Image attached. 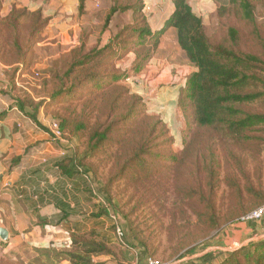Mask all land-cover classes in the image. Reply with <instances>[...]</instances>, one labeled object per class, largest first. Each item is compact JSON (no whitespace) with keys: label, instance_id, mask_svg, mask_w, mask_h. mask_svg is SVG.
Listing matches in <instances>:
<instances>
[{"label":"trees","instance_id":"trees-1","mask_svg":"<svg viewBox=\"0 0 264 264\" xmlns=\"http://www.w3.org/2000/svg\"><path fill=\"white\" fill-rule=\"evenodd\" d=\"M226 1V5L218 7L217 18L232 16L245 25L255 51L245 52L240 48L243 35L233 26L227 27L224 39L212 42L205 33L202 19L194 14L189 0H171L174 10L164 26L157 31H151L147 24L142 0H111L112 6L105 17L102 31L107 30L116 13L131 12V22L110 35L106 44L101 47L88 48L85 40L81 39L65 55L61 68L50 70V78L42 82L40 93L36 96L37 102L27 94L15 99L14 106L20 111L25 108L31 110L29 117L34 121L35 113L42 107L47 115L58 121L64 139L79 141L84 137L86 145L81 159L73 154L68 163L75 167L77 173L86 175L92 172L91 167L85 164L86 159L94 158L113 143L120 144L119 126L124 124L121 135L124 132L127 135L132 132L131 125L140 116L137 109L140 105L139 97L131 94L120 82L141 73L152 60L163 32L169 27L175 29L178 47L196 69L187 76L178 105L188 126L194 125L196 129L179 158L174 154L167 157L163 153L152 152L149 135L144 142L136 143L134 151H125L123 161L120 164L115 162L117 173L101 186L99 192L103 196L98 200L100 209L94 215H105L112 222L118 216L124 218L126 228L124 225L123 237L118 240L124 248L138 250V246L144 247L141 258L154 259L140 234L132 229L128 215L121 212L120 202L113 200L110 194L113 184L124 180L134 184L135 193L138 186L153 192L154 187L152 182L148 183V179L161 178L173 166H165L159 162L152 164L151 159H169L173 161L175 168L188 164L186 167H190L194 174L205 175V189L200 190L188 181L180 185L181 179L177 176V171H171L174 173L173 178L175 177V188L170 183L166 184L165 190L172 187L177 195L176 201L180 204L195 203L192 211L199 223L206 230H218L221 225L214 214L215 206L212 202L218 182L216 171L212 167L213 154L207 153L208 159L197 157L194 154L195 147L202 148L198 144L202 143V137L208 133L215 135L221 144L230 143L235 149L243 146L250 152L258 150L264 141V111L252 109L264 103V33L254 16L257 0ZM24 16L29 17L28 23L24 22ZM46 23L41 19L40 12L11 11L0 17V62L12 68V80L17 74L20 76L29 70L25 68L26 61ZM130 54L134 56L132 71L129 74L119 71L116 64ZM49 110L51 111L48 112ZM90 118L94 119L93 123H90ZM152 118L156 119L155 124L162 123L156 116ZM152 129L151 134L155 130L154 127ZM182 134L184 136L185 131ZM191 157L200 158V164L192 161ZM195 178L196 176L193 177L194 181ZM199 182L201 183L200 180ZM228 187L240 202L242 198L238 181L230 180ZM246 190L248 195L264 194L255 192L250 182ZM255 202L257 204L254 209L244 213L242 211L236 222L250 212L264 207V198L256 199ZM155 204L159 205L157 201ZM161 210L163 208L159 207V212ZM115 227L114 223V233ZM0 244L5 245V242L0 241ZM184 248L181 247L178 253ZM39 252L46 258L47 264H100L94 262L93 258L114 254L93 231L71 235L69 244L58 250L40 249ZM217 264H264V238L233 250Z\"/></svg>","mask_w":264,"mask_h":264},{"label":"crops","instance_id":"crops-1","mask_svg":"<svg viewBox=\"0 0 264 264\" xmlns=\"http://www.w3.org/2000/svg\"><path fill=\"white\" fill-rule=\"evenodd\" d=\"M147 3L152 6L163 3L164 9H154L149 15ZM143 4L151 31L160 30L174 10L171 0H144ZM111 6V0H0V17L11 11L40 12L41 19L47 21L26 61L28 71L12 80V68L0 62V229L8 233L6 245L58 250L69 244L71 235L93 231L114 253L96 256L94 262L145 264L137 249L122 247L112 228L114 222L105 215L94 216L100 209V197L87 174L80 175L68 163L76 154L75 141L52 139L49 126L53 119L42 107L35 113L34 121L29 117L31 110L20 111L14 106L20 96L15 89L19 88L20 81L29 82L30 72L32 76L49 79L50 75L45 74L48 64L66 55L81 39L88 48L106 44L112 24L106 31L102 27ZM123 14H128L129 19L132 17L131 12ZM47 50L50 53L46 54ZM146 69V74L150 72L146 87H159L157 98L160 100H157L161 103L154 110L161 107L158 113L177 141L181 137L182 116L177 113L175 101L181 81L196 69L178 47L174 28H167L160 36L158 48ZM146 87L135 89L145 95ZM38 88L34 90L37 92ZM23 91L34 102L38 101L36 93L34 96L27 88ZM262 238L264 217L238 223L176 264H217L233 250Z\"/></svg>","mask_w":264,"mask_h":264},{"label":"rangeland","instance_id":"rangeland-1","mask_svg":"<svg viewBox=\"0 0 264 264\" xmlns=\"http://www.w3.org/2000/svg\"><path fill=\"white\" fill-rule=\"evenodd\" d=\"M142 2H144V0H142ZM189 4L194 14L202 19L205 33L212 42L217 43L224 39L226 37L227 27L233 26L243 35L241 36L240 48L245 52L255 51V47L250 43V37L247 35V28L245 25L232 16H227L222 19L217 18L216 11L219 6L227 4L226 0H189ZM147 5L148 3L145 4V7H148V9L150 8L148 10L149 15L154 12V9H164L163 3L156 6ZM121 14H118L112 19V32L110 35H114L121 28L130 23L128 20H132V17L131 19L127 17L128 14ZM254 16L258 27L264 33V0L256 1ZM28 18V16H24V22L28 23ZM91 43V46L94 45L92 40ZM47 53L50 52L47 50L46 54ZM130 56L133 57L134 60V56L130 54L116 64L119 71L128 74L132 71L133 60L130 61ZM65 59L66 57L64 54L52 59L51 64H48L49 67L45 71V74L50 75V70L53 68H61ZM146 68L147 66L141 73L131 75L123 82H120L131 94L140 99V105L137 106L138 111H140V116L131 125L132 132L127 135L124 132L122 136L121 133L124 131V124H121L119 126L120 132L118 137L120 144L118 143L116 145L113 143V145L104 149L94 158H88L85 161V164L92 169V172L88 173L87 176L91 179V185L93 189H96V193L100 198H102L103 195L97 191H100L101 186L106 184L108 180L117 173L115 162L120 164L124 159L125 151L128 153L134 151L133 148L137 142H144V139L146 140L149 135V146H151L152 152L163 153L167 157L170 154H174L179 158L180 154L186 149L187 142L190 140L193 130L196 129L194 125H191V127L188 126L189 124H187L186 119L181 114L182 111L178 105L179 95L187 77L181 81L182 85L180 92L175 101L177 113L180 117L182 116V124H180L182 128L181 137L176 141L168 125L164 122L160 113H158L161 107L154 110L157 103H161L159 102L160 99L157 98L159 96V87L155 89L146 87L148 75L150 73L148 72V74H146ZM29 78V82L20 81L18 83L19 88L15 87V91H18V94L23 95V88H27L34 96L35 93L38 95L40 90L36 92L34 87L38 86V89H40L42 82L47 80V78H42L41 75H39V77L35 75L32 76L31 72L29 73ZM135 87L141 89L146 87L145 95L139 92L138 89H135ZM51 88L48 89L49 92ZM252 109L255 111H264V103L254 106ZM50 111L51 110L48 112ZM153 116L160 119L162 123L155 124L156 119L152 118ZM89 120L91 121L90 123L94 122L93 118ZM153 127L155 130L151 134ZM164 131H166V133H164ZM184 131L185 135L183 136L182 133ZM73 140L75 141L73 148L75 149L77 158L81 159L82 153H84L85 150V139L82 137L79 141L76 139ZM168 140H170V142H168ZM201 142L202 143L198 145L202 148L199 149L196 146L194 154L197 157L201 158L202 156L208 159L206 154L212 153V160L215 163H212V167L216 171L218 182L212 202L214 204L213 206H215L214 214L221 225L218 230H206L205 227L199 223L197 216L192 211V209L195 208V203L189 202V204H180L179 201H176L177 195L172 187L165 190L166 184L170 183L174 185L175 188V177L173 178L174 173L172 174L171 171H177V176L181 179L180 185H184L188 181L189 183H193V186L198 187L200 190L205 189L203 185L205 183V175L203 173H200V175L194 174L190 167H186L188 164L182 168H175L173 161L169 159H151L150 162L152 164L159 162L165 166H173L171 171L163 174L161 178L157 180L154 178L148 179V183L152 182L151 184L154 187L152 188V186L148 184L149 187L154 190L153 192L138 186V191L135 193L134 184L126 183L124 180L116 182L111 186L110 194H112L114 201L120 202L121 212L128 215V221L131 223L132 229L140 234V238L146 243L147 249L154 259L163 264H176L178 261L189 257L194 251L213 241L222 232L238 224L236 221L241 215L240 213L242 211L244 213L245 211L254 209V205L257 204L255 200L264 198V194H261L262 196L259 194L257 196L256 194L248 195L246 190L248 182H250L255 192L259 191L260 193H264V141H262L261 146L255 152H250L243 146L239 149H235L234 145L230 143L221 144L217 137L211 133L205 134ZM200 158H198V160L197 158L191 157L192 161H196L198 164H200ZM205 163L208 164L209 162ZM194 176H196L195 181L193 180ZM166 180L168 182L165 183ZM230 180L238 181L239 193L242 198L240 202L237 196H233V192L229 191L228 185ZM144 191L148 194L144 193ZM229 193H231V196ZM146 198L150 201H147ZM139 199L141 200L140 202ZM155 201L159 203L158 206L155 204ZM159 207L163 208L161 212H159ZM117 224L120 225L121 228H124L123 226L125 225L126 228V221L120 216L117 218ZM180 246L185 248L178 253L181 248ZM143 250L144 247L138 246L140 255H142L141 251L143 252ZM39 251L40 249L30 248L25 245L14 247L0 244V264H47L46 258Z\"/></svg>","mask_w":264,"mask_h":264},{"label":"built area","instance_id":"built-area-1","mask_svg":"<svg viewBox=\"0 0 264 264\" xmlns=\"http://www.w3.org/2000/svg\"><path fill=\"white\" fill-rule=\"evenodd\" d=\"M50 135L53 140L55 141H62L64 138L62 136V133L59 128V123L56 120H52L49 126ZM264 216V207H260L249 214L241 217L238 221L239 224H246L254 221H259ZM114 223L116 225L115 227V233L117 239H121L123 237V229L120 227V225L117 224V218L114 219ZM145 264H163L155 259L152 258H146Z\"/></svg>","mask_w":264,"mask_h":264},{"label":"water","instance_id":"water-1","mask_svg":"<svg viewBox=\"0 0 264 264\" xmlns=\"http://www.w3.org/2000/svg\"><path fill=\"white\" fill-rule=\"evenodd\" d=\"M7 239H8L7 231L4 229H0V240L5 242L7 241Z\"/></svg>","mask_w":264,"mask_h":264}]
</instances>
